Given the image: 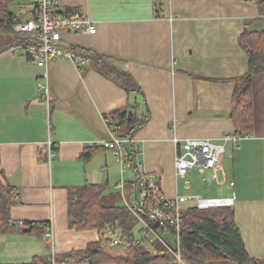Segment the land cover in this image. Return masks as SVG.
I'll use <instances>...</instances> for the list:
<instances>
[{"label": "crops", "instance_id": "crops-1", "mask_svg": "<svg viewBox=\"0 0 264 264\" xmlns=\"http://www.w3.org/2000/svg\"><path fill=\"white\" fill-rule=\"evenodd\" d=\"M57 2L61 10L83 14L96 29L94 34H63L62 45L104 56L127 72L143 92L149 119L123 144L124 160L127 149L137 152L132 163L121 164L102 143L114 137L107 125L111 114L126 107L123 89L86 64L52 58L43 68L16 49L1 53L0 179L18 190L9 218L15 224L48 222L52 237L41 241L12 233L0 241L18 236L23 242L18 251L29 256L21 263L50 251L58 256L82 250L98 235L68 228L67 190L102 185L105 206L127 208L140 197V177L148 176L158 181L167 200L192 198L180 208L231 206L247 254L264 264V74L252 79V133L236 146L225 145L229 152L227 158L223 154L217 180L211 171L198 173L201 183H215L217 194L193 186L188 177L193 170L185 179L177 177L174 165V140L218 144L235 132L230 118L234 80L248 69L238 39L245 30L264 29L257 6L242 0ZM16 8L12 12L20 23L35 15L33 5L29 11L24 3ZM48 142L55 148L50 162ZM87 147L98 149L84 162L80 155ZM155 245L169 253L163 241Z\"/></svg>", "mask_w": 264, "mask_h": 264}, {"label": "trees", "instance_id": "trees-1", "mask_svg": "<svg viewBox=\"0 0 264 264\" xmlns=\"http://www.w3.org/2000/svg\"><path fill=\"white\" fill-rule=\"evenodd\" d=\"M254 3L259 17L264 23V0H242ZM13 0H0V54L15 50L19 46L30 45L33 38L14 33L13 28L20 19L10 11ZM67 12H75L67 10ZM35 14V13H34ZM240 48L248 60L247 73L234 80V92L231 99L230 118L235 134L250 135L253 130L252 79L264 74V29L260 32L244 31L238 39ZM82 59V64L93 67L103 77L114 82L127 94L126 107L111 114L107 123L110 132L117 139H126L128 143L133 135L149 119V111L143 92L135 80L124 70L110 63L109 59L93 52L69 49ZM29 60V56H27ZM97 147H87L80 159L88 162ZM137 151L128 150L125 157L132 163ZM67 195V224L76 232L96 231L98 239L88 243L82 250L54 255L52 262H79L86 264H152L159 260L175 261L177 264H263L249 257L235 224L231 206L186 207L180 210V228L178 241L172 238V228L164 226L160 231L163 243L169 253H161L152 241L150 232L143 229L137 218L126 207H109L102 202L103 186L86 184L71 187ZM18 190L0 179V236L18 232L29 234L43 240L50 228L48 222H22V227L9 218V210L18 204ZM137 225L140 229L136 230ZM153 226V230L157 229ZM112 231L109 235L108 232ZM170 238V242L165 240ZM146 250L139 252L138 247ZM178 253L182 263L175 254ZM41 257L20 264H52Z\"/></svg>", "mask_w": 264, "mask_h": 264}, {"label": "built area", "instance_id": "built-area-1", "mask_svg": "<svg viewBox=\"0 0 264 264\" xmlns=\"http://www.w3.org/2000/svg\"><path fill=\"white\" fill-rule=\"evenodd\" d=\"M34 7V17L24 23H18L13 31L18 35L26 34L33 38L30 45L19 46L16 50L29 56L31 60L37 62L39 67L46 68L49 59L62 58L71 61L76 65H81L82 59L74 52L62 45L63 34H94L95 25L80 12H67L61 10L57 0H32ZM249 135L228 134L220 139V143L215 144L207 140H187L179 145L174 140L175 145V173L176 176L185 179L191 170H196L199 174L211 171V178L217 180L216 171L221 162L225 151V145L232 144L236 146L242 139ZM126 139H117L111 137L108 142L102 143L104 148L112 150L121 164L124 163L122 156L123 144ZM55 148L51 142H48V162L55 157ZM141 193L137 202L128 210L137 218L143 229L150 232L152 241L162 242L161 234L158 228L164 226L171 227V236L178 241V231L180 228V204L192 199L191 197H178L174 200H167L163 197L159 183L155 178L141 176L139 179ZM188 182L185 181V185ZM157 229L153 230V226ZM22 222L18 226L22 227ZM47 239H51V228L46 230ZM109 235L112 231L108 232ZM179 263V254H175Z\"/></svg>", "mask_w": 264, "mask_h": 264}, {"label": "rangeland", "instance_id": "rangeland-1", "mask_svg": "<svg viewBox=\"0 0 264 264\" xmlns=\"http://www.w3.org/2000/svg\"><path fill=\"white\" fill-rule=\"evenodd\" d=\"M17 3H24L26 5V9L28 11H29V9H31V6H32V0H13V3L9 6V9L11 12L12 11L13 12L18 11V9L16 8ZM228 150H229L228 148L225 149V153H224L225 158H227V155L229 152ZM207 173H210V171H207ZM188 177L192 181L193 186L194 185L195 186H197V185L201 186V188L204 190V193L206 195H209L210 190L214 191V192H211L212 194H217L215 183L210 182L208 186L201 183V181H200L201 176L198 175V172L196 170H193L189 174ZM217 206H219V205H217ZM212 207H216V206H212ZM15 234H18V232H15ZM20 234H22V233H20ZM9 235H13V234H9ZM9 235H7V236H9ZM17 237L18 236L8 237V238L2 239V241H0V264L21 263L24 258L29 257L27 255H23V254L21 255V253L18 251L17 247L19 246L20 243L22 244L23 242H19L17 240ZM12 238L16 239L17 241L12 240ZM165 240H168L169 242L171 241L170 238L166 237V236H165ZM4 242H7L8 246H6L4 244ZM41 258L43 259V261H45V262L49 261L51 263L53 255H52L51 251L46 252V253H43L41 255ZM27 259H29V258H27ZM52 264H53V262H52ZM155 264H165V263H155ZM170 264H175V262L173 261V263H170Z\"/></svg>", "mask_w": 264, "mask_h": 264}]
</instances>
